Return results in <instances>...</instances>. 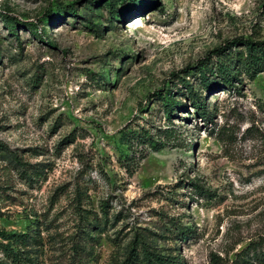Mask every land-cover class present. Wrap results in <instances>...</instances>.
Instances as JSON below:
<instances>
[{
    "label": "rangeland",
    "instance_id": "rangeland-1",
    "mask_svg": "<svg viewBox=\"0 0 264 264\" xmlns=\"http://www.w3.org/2000/svg\"><path fill=\"white\" fill-rule=\"evenodd\" d=\"M243 40L264 49V0H0V231L36 237V264H127L137 236L183 264H246L264 249V71L211 90L199 75ZM129 132L170 146L130 151Z\"/></svg>",
    "mask_w": 264,
    "mask_h": 264
},
{
    "label": "trees",
    "instance_id": "trees-1",
    "mask_svg": "<svg viewBox=\"0 0 264 264\" xmlns=\"http://www.w3.org/2000/svg\"><path fill=\"white\" fill-rule=\"evenodd\" d=\"M24 26L30 28L31 24H24ZM33 28L36 29L37 27L33 26ZM237 42L243 44L247 52L246 54L238 52L235 56H232L230 53H225V49H217L214 52L219 53V61L215 66L209 67L207 63L200 65L199 75L201 84L204 85L207 90H211L214 87L209 76L217 75L221 77L223 84L233 86V82L238 79L237 77L240 73L244 72L251 78H255L259 73L264 71V49L261 45L251 40ZM237 42L235 41L232 43ZM182 82L187 86L188 91L190 90L189 94L197 115H200L203 120L211 121L212 113L206 105V100H203L202 96L193 92L187 80L183 79ZM182 108H184V105L180 102H176L170 93L165 97L164 113H166L169 120ZM163 133V137L170 142L173 140V131L165 129ZM122 141L130 151L134 143H136L137 146H149L154 152H160L167 146H170V143L167 142H156L147 132L144 134L129 132V134L122 137ZM0 146H2L1 143ZM147 156L148 153H142L141 159H145ZM134 157L135 156L132 155V159ZM124 158L125 161H129V154H125ZM37 241V238L30 233H7L5 231H0V264H36L27 248L33 246V243ZM132 247L129 258L130 263L127 264H183L178 257L171 255L163 256L157 252H151L150 249L146 247L144 241L139 239L138 236L133 241ZM140 255L143 256L142 260L139 258ZM239 257L241 263L248 264V259H252L264 264V249H262L259 244H250L239 254Z\"/></svg>",
    "mask_w": 264,
    "mask_h": 264
}]
</instances>
